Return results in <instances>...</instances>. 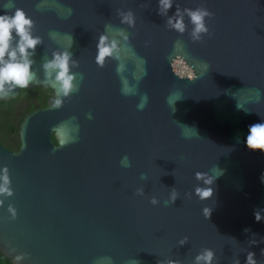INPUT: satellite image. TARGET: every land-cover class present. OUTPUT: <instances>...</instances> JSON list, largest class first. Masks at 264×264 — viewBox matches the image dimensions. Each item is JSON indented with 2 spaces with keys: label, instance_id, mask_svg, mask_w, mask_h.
<instances>
[{
  "label": "water",
  "instance_id": "water-1",
  "mask_svg": "<svg viewBox=\"0 0 264 264\" xmlns=\"http://www.w3.org/2000/svg\"><path fill=\"white\" fill-rule=\"evenodd\" d=\"M177 3L212 11L211 35L191 41L187 16L184 34L168 29L158 0H0V15L20 7L35 21L43 44L28 88L52 92L20 123L18 150L0 142L14 189L0 207V251L14 264L21 252L23 264H192L203 248L218 264H245L248 251L264 264V219L254 215L264 210V152L246 146L249 126L264 123V0H174L169 16ZM129 9L134 27L120 22ZM106 24L129 41L101 68L96 43ZM65 48L79 61V91L53 109L42 65ZM177 59L191 74L174 70ZM214 165L222 175L200 201L195 173L218 174ZM173 187L178 198L165 206Z\"/></svg>",
  "mask_w": 264,
  "mask_h": 264
},
{
  "label": "clouds",
  "instance_id": "clouds-1",
  "mask_svg": "<svg viewBox=\"0 0 264 264\" xmlns=\"http://www.w3.org/2000/svg\"><path fill=\"white\" fill-rule=\"evenodd\" d=\"M173 2L174 0H158V14L167 17L165 25L168 29L175 30L181 35L184 34L187 31L185 23V16H187L192 25L189 32L191 41L200 42L205 35H211L206 18L214 16L212 11L204 6H198L194 9L189 7L182 8L177 3L175 13L169 16L168 12L173 6ZM119 16L121 24H127L129 27L135 26V14L131 9L126 12H120ZM34 28L35 21L20 7H16L11 14L5 12V14L0 15V99L11 96L17 89L29 87L32 81L36 79V73L33 71L35 61L32 57L35 55L36 48L43 44V38L34 34ZM105 29L99 35L98 42L96 43L97 53L95 55V62L101 68L105 66L106 61L109 59L120 60L121 52L129 41V35L123 28L117 29L116 34L112 36L109 35L111 25L106 24ZM70 39L73 42L72 35ZM181 45L182 41L176 42V46ZM42 67L45 81H50L51 86L55 89V97L51 100V108L60 109L63 107L65 99L70 98L75 92L79 91L77 73L72 70L79 68V61L73 58V54L69 48H65L63 50L52 51L51 58L45 59ZM117 70L118 72L122 71L123 65H120ZM144 99L146 103V95ZM143 107L144 105H138V110H142ZM89 118H91L90 114ZM246 146L249 150L264 152V123H254L249 126ZM121 166H131V162L127 156L122 157ZM213 170H218V174L214 175L211 172L199 171L195 173V179L203 182V186L197 184L194 188V193L200 201L208 200L213 196L211 185L222 175V170L216 165H214ZM261 181L264 182V174L261 176ZM11 185L12 181L9 169L7 165H4L0 168V207L4 206L5 198L14 195V189ZM135 194L144 195V187H138L135 190ZM177 198V189L173 187L170 189L168 199L164 201L165 206L168 203L174 204ZM150 203L157 205L160 203V200L158 197L152 196ZM7 211L10 213L11 219L16 218L17 209L11 203L7 205ZM203 212L206 219L211 214L208 208H204ZM262 213H264L262 209L254 211L256 221L259 222L264 219ZM187 241L188 237H184L179 241V245L182 246ZM11 251L15 250L12 249ZM261 252L264 254V249ZM28 255L25 252L15 255V264H23L25 257ZM214 261L218 264L215 251L211 248H203L195 255L192 264H214ZM167 264H178V262L169 260ZM233 264H240L239 258L234 260ZM245 264H258L254 252H247Z\"/></svg>",
  "mask_w": 264,
  "mask_h": 264
},
{
  "label": "trees",
  "instance_id": "trees-1",
  "mask_svg": "<svg viewBox=\"0 0 264 264\" xmlns=\"http://www.w3.org/2000/svg\"><path fill=\"white\" fill-rule=\"evenodd\" d=\"M51 90L43 87L24 88L18 98L10 101H0V142L9 149L18 150L20 147L19 121L27 112L39 106H46ZM36 97V103L31 102L30 108L22 107V101ZM23 120V119H22ZM18 122V123H17ZM21 122V121H20ZM0 264H14L0 251Z\"/></svg>",
  "mask_w": 264,
  "mask_h": 264
},
{
  "label": "rangeland",
  "instance_id": "rangeland-1",
  "mask_svg": "<svg viewBox=\"0 0 264 264\" xmlns=\"http://www.w3.org/2000/svg\"><path fill=\"white\" fill-rule=\"evenodd\" d=\"M174 70L180 75H189L191 74L190 68L185 64L182 59H177L174 64Z\"/></svg>",
  "mask_w": 264,
  "mask_h": 264
},
{
  "label": "flooded vegetation",
  "instance_id": "flooded-vegetation-1",
  "mask_svg": "<svg viewBox=\"0 0 264 264\" xmlns=\"http://www.w3.org/2000/svg\"><path fill=\"white\" fill-rule=\"evenodd\" d=\"M33 88V87H32ZM21 91H22V89H21ZM20 94H21V92H20ZM52 95V94H51ZM50 95V96H51ZM19 97V96H18ZM17 97V98H18ZM47 100H48V98H47ZM31 102H33V103H36V97H34V96H31L30 97V99H27V100H25V101H22L19 105L20 106H22V107H26V108H30V105H31ZM47 105V104H46ZM43 107H45V106H39V107H37L36 109H39V108H43ZM36 109H34V110H36ZM31 111H33V110H31ZM30 112V111H29ZM29 112H27V113H29ZM26 116V115H25ZM25 116H23V118H21V119H18V121H19V123H18V125L20 126V123L22 122V119H24V117ZM21 121V122H20Z\"/></svg>",
  "mask_w": 264,
  "mask_h": 264
}]
</instances>
